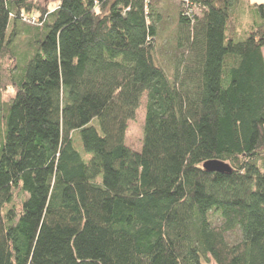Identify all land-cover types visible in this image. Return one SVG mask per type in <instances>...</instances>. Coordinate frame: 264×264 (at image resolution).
Masks as SVG:
<instances>
[{"label": "trees", "instance_id": "trees-1", "mask_svg": "<svg viewBox=\"0 0 264 264\" xmlns=\"http://www.w3.org/2000/svg\"><path fill=\"white\" fill-rule=\"evenodd\" d=\"M179 1L168 69L162 0H0V264H264V2Z\"/></svg>", "mask_w": 264, "mask_h": 264}, {"label": "rangeland", "instance_id": "rangeland-1", "mask_svg": "<svg viewBox=\"0 0 264 264\" xmlns=\"http://www.w3.org/2000/svg\"><path fill=\"white\" fill-rule=\"evenodd\" d=\"M50 0H42V2L47 3ZM252 3H263L264 0H250ZM180 9L179 0H162L161 6V21L159 22V36H158V56L159 62L167 67L172 69L171 61L174 58V55L177 52V41H178V30H177V14ZM199 12V11H197ZM249 14L250 11H248ZM245 12L242 16L243 27L247 28L249 23V15ZM35 19V18H34ZM33 20V19H32ZM9 63H15L13 60L7 59L4 62L6 67ZM18 92L16 86H9L2 93V99L9 101L14 97ZM145 115H146V95L141 101V105L136 112V116L133 120L129 122V128L126 134V143L135 151H140L143 143V129L145 124ZM217 221V216L214 217ZM228 238L232 241H235L239 238L238 232H231L228 235ZM208 264H216L214 260H211Z\"/></svg>", "mask_w": 264, "mask_h": 264}, {"label": "water", "instance_id": "water-1", "mask_svg": "<svg viewBox=\"0 0 264 264\" xmlns=\"http://www.w3.org/2000/svg\"><path fill=\"white\" fill-rule=\"evenodd\" d=\"M204 168L208 171L231 172L230 164L222 160L207 161Z\"/></svg>", "mask_w": 264, "mask_h": 264}]
</instances>
